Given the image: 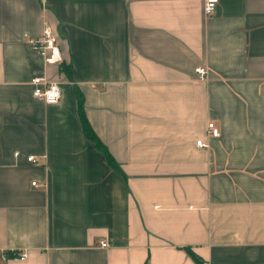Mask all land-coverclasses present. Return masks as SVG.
<instances>
[{"label":"crops","instance_id":"1","mask_svg":"<svg viewBox=\"0 0 264 264\" xmlns=\"http://www.w3.org/2000/svg\"><path fill=\"white\" fill-rule=\"evenodd\" d=\"M204 2L0 0V264H264V0Z\"/></svg>","mask_w":264,"mask_h":264},{"label":"built area","instance_id":"2","mask_svg":"<svg viewBox=\"0 0 264 264\" xmlns=\"http://www.w3.org/2000/svg\"><path fill=\"white\" fill-rule=\"evenodd\" d=\"M219 0H205L204 9L207 14L212 13L215 10L217 2ZM29 43H32L33 47L36 48L40 53L46 58L47 61H56L60 60L62 56L56 42V37L54 31L50 26L45 25L44 30L38 36L30 35L28 38ZM196 72L200 79H205L207 69L203 66L196 67ZM33 83V93L36 96L43 98L46 102H59L62 95V86L58 81L51 80L47 76L38 75L32 78ZM209 129L212 135H218L220 133L219 127L213 122L209 121ZM197 143L202 146H207V142L199 139ZM27 159L35 160L33 155L27 156ZM32 184H35L33 182ZM102 245H107L105 240L101 241ZM27 250L19 251L14 253V256H17L21 259L27 256ZM2 258H8L6 252H2Z\"/></svg>","mask_w":264,"mask_h":264},{"label":"trees","instance_id":"3","mask_svg":"<svg viewBox=\"0 0 264 264\" xmlns=\"http://www.w3.org/2000/svg\"><path fill=\"white\" fill-rule=\"evenodd\" d=\"M61 68L65 69V71H68L66 70L67 67L65 64H62ZM69 76L70 77L72 76L71 73ZM77 99H78V114L80 116L81 126L83 128L84 134L88 139H90L95 143L97 149L103 153V155L106 157V160L112 167H114L116 170L122 171L117 159L115 158V156H113L107 144H105V142H103L100 139L95 128H93L92 124L90 123L87 113H85V103H84L85 99L83 98V95L81 91L78 89V87H77ZM184 247L187 249L189 254L192 255V257L195 259L196 262L202 264V259L199 256V254H196L188 245H185Z\"/></svg>","mask_w":264,"mask_h":264}]
</instances>
